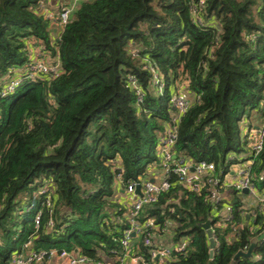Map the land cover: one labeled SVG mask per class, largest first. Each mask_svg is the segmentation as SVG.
<instances>
[{
	"label": "trees",
	"instance_id": "trees-1",
	"mask_svg": "<svg viewBox=\"0 0 264 264\" xmlns=\"http://www.w3.org/2000/svg\"><path fill=\"white\" fill-rule=\"evenodd\" d=\"M46 1L0 0V78L35 60L28 53L35 43L60 67L58 76L23 83L0 101V264L50 249L91 261L122 257L130 223L123 191L157 169L166 129L175 127L176 157L212 162L220 179L228 155L238 161L248 152L249 113L258 120L263 113L264 0H77L55 39ZM150 68L164 82L161 93ZM184 92L195 98L176 119L172 101ZM263 172L264 137L250 166L258 190ZM169 181L137 218L157 226L144 232L152 244L186 240L163 264L264 263V239L250 257L234 258L264 232L261 212L255 230L245 224V193L229 192L232 219L223 227L208 185L197 192L175 175ZM206 221L216 239L212 258ZM132 239V250L148 259L150 246L140 234Z\"/></svg>",
	"mask_w": 264,
	"mask_h": 264
},
{
	"label": "built area",
	"instance_id": "built-area-1",
	"mask_svg": "<svg viewBox=\"0 0 264 264\" xmlns=\"http://www.w3.org/2000/svg\"><path fill=\"white\" fill-rule=\"evenodd\" d=\"M76 1L77 0H73V3L70 4H62L58 8L55 19L60 27L65 26L70 21ZM199 2L202 4L203 0H199ZM150 69L155 91L161 93L164 82L152 68ZM59 73L60 67L58 63H53V61L49 63L41 59L28 61L22 68L8 73L3 85L0 87V101L2 98L12 94L23 83L41 78L43 75L56 77ZM132 82L134 86H136L134 80ZM138 99H140L139 94ZM190 102L191 101L183 95H177L173 98L172 104L176 119H179L181 115L185 114L190 106ZM245 132L248 137L247 158L244 159V157L242 160L237 161L234 154L228 155L227 162H229L230 165L223 178L220 179L215 175V166L212 162L202 160L192 165L191 161L183 157H176L172 152V145L176 138L175 127H169V129L165 130L158 139L157 153L160 162L157 169L151 172L145 179L140 178L137 181L128 183L123 191L125 202L128 204V217L130 221L129 226L123 231V237L121 239V245L124 251L123 255L129 253L133 244L132 237L139 234L141 235L144 245L150 247L147 251L148 259H145L141 254H136L133 258L135 264H163V261L167 260L173 252H181L184 250L186 245L185 239L179 242H170V240L166 242L164 238L162 239V237H160L157 240L155 239V244H152L151 239L153 235H144V232L147 228L149 230L151 228L157 230V226L152 223L151 219L146 220L143 224L139 223L137 219L144 205L156 202L159 194L170 188L171 183L169 178L171 175L177 176L185 187L197 192L208 185V196L213 207L212 211L219 217L217 224L223 227H226L227 223L230 224L232 219V206L229 203V192L231 190L242 192L243 189H247L248 192L245 194L249 196V199L245 202V205L252 202V206L249 211L250 213L246 210L243 211L244 217L247 216L248 220L252 217V228L255 230L258 226V224H256L257 213L261 212L262 219L259 223L264 224V189L258 190L250 174V166L253 162V158L262 149L264 137V103L263 113L261 117H259L258 123ZM235 160L237 162H234ZM261 175H264V172ZM119 177L120 175L118 174L116 179L119 180ZM137 186H139V193L136 192ZM45 189V186L42 187L39 193L45 192ZM225 199H227V201H224ZM45 201L48 206L51 201L50 197L47 196ZM223 210L224 213H222ZM40 217L41 210L34 216L36 226L40 223ZM242 225V223L237 225L231 223L233 230H240ZM213 238L215 242L216 239L214 235ZM28 244L29 243L25 244V247H27ZM255 258L260 259V256L257 255ZM51 259L63 261L64 264H106L102 259L91 261L84 255L66 251L58 252L55 249H50L46 252H27L25 255H14L9 264H32L44 260L50 261Z\"/></svg>",
	"mask_w": 264,
	"mask_h": 264
},
{
	"label": "crops",
	"instance_id": "crops-1",
	"mask_svg": "<svg viewBox=\"0 0 264 264\" xmlns=\"http://www.w3.org/2000/svg\"><path fill=\"white\" fill-rule=\"evenodd\" d=\"M71 0H47L45 2V4H43V7L46 6L51 12L52 14H54V16L51 18L50 15H48L49 17L48 20H49V30L50 31V36L52 37V39L54 38H57L59 32H60V29L61 27L58 25L56 19L54 17H56V14H57V11H58V8L60 7V5L62 4H66L68 2H70ZM45 8V7H44ZM45 9L47 11H49L48 9ZM50 19H53L52 21H50ZM55 21V23H54ZM51 25V26H50ZM55 31H57L56 33L53 32V29H55ZM28 53L29 55L32 57V59H41V60H44L45 62L49 63V62H52L53 59L49 56L48 52L46 50H44V48L42 46H40V44H33L31 45L29 48H28ZM5 81L4 77H1L0 78V85H3V82ZM184 97L187 98L189 101H193L194 100V96H192L191 93L187 92L185 93L184 92ZM258 120V119H257ZM251 122V121H250ZM258 122V121H257ZM257 122L253 123V125H256ZM252 123V122H251ZM248 124V122L246 121L244 123V126H246ZM245 129V128H244ZM247 152L245 153H242L241 155H239V160H242L244 157V159H246L247 157ZM248 199H243V203H244V208L247 210V209H250L251 208V203L252 202H249L248 204L245 205V202L247 201ZM250 211V210H249ZM248 211V212H249ZM224 213V210L223 212ZM250 213V212H249ZM245 220H248L247 216L244 217ZM248 222H251L252 223V217L250 218V220L248 221H245V224L248 223ZM264 233V232H262ZM260 233V234H262ZM259 234V235H260ZM257 237V236H256ZM264 239V238H263ZM262 239V240H263ZM168 240H166L167 242ZM133 246H134V243L132 244V248L130 249V253H128L127 255H123L122 257L120 256H117V255H108V256H104L103 254L101 255L102 257V260L106 263V264H115L116 262H118V264H135L134 263V256L136 255V250H132L133 249ZM59 260H55V259H51L50 260V263L52 264H64L63 261H59Z\"/></svg>",
	"mask_w": 264,
	"mask_h": 264
},
{
	"label": "water",
	"instance_id": "water-1",
	"mask_svg": "<svg viewBox=\"0 0 264 264\" xmlns=\"http://www.w3.org/2000/svg\"><path fill=\"white\" fill-rule=\"evenodd\" d=\"M136 192L139 193V186L136 187ZM242 192L243 193H247L248 191H247V189H243ZM201 227L204 229L205 234L207 236V239H208V254H209V257L212 258L215 242H214V238H213V235H212V230L210 228V222L206 221L205 223H203L201 225ZM263 237H264V233H262V234L258 235L257 237L253 238L251 243L247 247L246 251H238L234 255V258H237V257H250L251 254H252L253 247L257 244L258 241L263 239Z\"/></svg>",
	"mask_w": 264,
	"mask_h": 264
},
{
	"label": "rangeland",
	"instance_id": "rangeland-1",
	"mask_svg": "<svg viewBox=\"0 0 264 264\" xmlns=\"http://www.w3.org/2000/svg\"><path fill=\"white\" fill-rule=\"evenodd\" d=\"M71 3H73V1L71 2ZM45 8H43L42 10L45 12V16L46 17H49L48 15H50L51 16V18L54 16V14H52V12L46 7V6H44ZM48 9L49 11H47V10H45V9ZM55 18V17H54ZM53 19H50V21H52ZM53 22V21H52ZM54 23H55V21H54ZM48 24H50L49 22H48ZM56 24V23H55ZM49 26V25H48ZM51 26V25H50ZM56 30V28L55 29H53V32L54 33H56L57 31H55ZM51 31V30H50ZM250 116H249V118H250V121L252 122V124L253 123H255V122H257L258 120V116L256 115V112H255V110H251L250 111ZM256 115V116H255ZM258 123V122H257ZM116 197H118L117 196V194H116ZM244 199H249V196H247L246 194H244V196H242ZM251 201V200H250ZM56 264V263H55Z\"/></svg>",
	"mask_w": 264,
	"mask_h": 264
}]
</instances>
